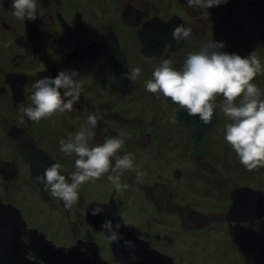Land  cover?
Returning a JSON list of instances; mask_svg holds the SVG:
<instances>
[{
	"label": "flooded vegetation",
	"instance_id": "1",
	"mask_svg": "<svg viewBox=\"0 0 264 264\" xmlns=\"http://www.w3.org/2000/svg\"><path fill=\"white\" fill-rule=\"evenodd\" d=\"M12 2L0 0V200L12 206L25 223L23 236L28 235L31 243L44 236L57 247H65L31 225L24 208L32 212L31 204L28 206L31 197L54 205V198L36 178L59 163L61 174L70 179L76 157L62 153L59 142L85 126L90 114L98 113L102 119L91 146L119 136L125 143L117 155L146 151L144 166L136 163L143 176L137 180L135 171H126L121 183L128 185L131 194L134 190L142 193L145 215L157 225L154 230H161H149L148 236L129 230L135 244L142 240L169 264H264V215L256 214L261 210V194L256 192L264 193L261 173L214 170V165L240 163L238 158L228 157L232 149L224 141L225 125L221 123L229 120L222 111L223 98L216 100L217 119L207 125L199 154L193 128L183 121L188 117L186 110L163 96L157 99L145 88L164 59L172 60L173 67L180 70L189 53L213 40L224 44L222 51L242 57L255 50L264 68V0H227L207 9L189 7L187 0H38L37 18L23 22L13 15ZM182 25L191 28V35L177 43L172 32ZM123 66L126 73L136 67L142 73L136 81L124 79L119 87L118 67ZM62 70L78 71L76 79L83 86L72 111L39 123L25 115L21 122L20 109L31 105L36 81L55 78ZM252 82L264 92V72ZM190 117L202 122L199 116ZM165 153H173L169 158L177 165L163 178V173H152L149 160L163 162ZM180 164L190 165L192 172L185 173ZM135 179L142 183L135 185ZM163 179L178 182L176 192ZM243 188L252 191L239 197V209L249 220H229L232 194ZM99 189L107 193L106 199L85 200ZM117 192L104 175L95 183L82 185L78 203L71 209L63 204V209L67 214L74 209L79 222L94 230L88 219L98 217L100 224L117 221ZM97 202L106 210L93 216ZM168 229L173 230L172 239L165 235ZM99 232L109 244V264H134L137 254L133 248H128V256L114 252L105 229ZM90 243L94 242L76 237L66 247L81 245L88 252L96 246ZM30 252V259L39 260ZM229 259L233 261L229 263Z\"/></svg>",
	"mask_w": 264,
	"mask_h": 264
},
{
	"label": "clouds",
	"instance_id": "2",
	"mask_svg": "<svg viewBox=\"0 0 264 264\" xmlns=\"http://www.w3.org/2000/svg\"><path fill=\"white\" fill-rule=\"evenodd\" d=\"M226 2L187 0L189 7L200 9ZM37 5L38 0H13L11 8L19 21H34L37 18ZM191 31L184 25L177 26L172 35L180 43L190 37ZM223 48L222 42H208L199 51L189 53L180 70L173 67L172 60L164 59L153 71L152 78L145 82V88L155 94L157 99L161 96L170 99L173 104L186 110L188 116H199L204 124L212 121L216 100L222 97V111L230 121L225 125L224 139L244 168L252 171L264 167V92L252 82L264 72V68L255 50L247 57H242L222 51ZM141 73L142 69L136 67L122 75L132 82ZM78 76L76 70H62L55 78L46 76L37 80L33 85L35 91L31 96V105L20 109L21 122L25 115L32 122L39 123L57 113L72 111L83 91L80 79H76ZM61 89H64L63 93ZM101 119L98 113L90 114L85 126H81L74 135L70 134L67 140H60V151L66 156L76 157L75 171L71 173L70 179L61 174L62 165L59 163L51 165L36 178L45 185V190L53 198L63 201L68 209L78 203L80 189L88 182L95 183L107 175L110 184L120 191L128 187L121 183L122 173L135 171L137 180L143 176L131 153L117 155L125 143L121 137H107L103 143L90 145ZM101 205L104 204L96 203L91 212L93 216L105 212L106 209ZM115 215L123 220V212L117 209ZM124 226L128 224H114L111 219L102 224V228L110 233L109 240L117 243L123 239L119 229ZM22 240L25 244L31 243L28 235L23 236ZM124 245L132 248L135 242L125 240ZM32 255L29 251V258ZM132 258L136 259L135 256Z\"/></svg>",
	"mask_w": 264,
	"mask_h": 264
},
{
	"label": "water",
	"instance_id": "3",
	"mask_svg": "<svg viewBox=\"0 0 264 264\" xmlns=\"http://www.w3.org/2000/svg\"><path fill=\"white\" fill-rule=\"evenodd\" d=\"M118 60L120 61L121 58L119 57ZM126 71L127 70L125 66L118 67L119 87L122 84L121 82L125 79L123 78L122 74L126 73ZM216 119L217 114L214 112L211 122ZM183 121L191 124L196 141V150L199 154H201L202 139L205 129L211 122L208 124H204L203 122L196 123L192 121L190 116L183 118ZM244 191L250 190L243 188L236 189L233 192L232 196L234 203L228 213L229 220H249L248 216H246L248 214H243V212L239 209L241 205L239 197ZM256 193L261 194V210L256 213L257 217H261L264 215V193ZM114 198L117 201L116 194ZM100 220H102V218ZM88 222L97 232H104L102 224L99 223L98 217L97 219H88ZM123 222H126L125 215L123 220L121 217H118L115 223H121L123 225ZM23 227H25V223L23 220H21L20 216H18L15 209L12 206L4 205L0 200V264H41V262L42 264H109L108 261H110V259L101 250L99 251V238H83V241H91L94 243L90 244L96 245L94 249L88 252L81 250V245H74L68 248L66 246L57 247L54 243L48 241L44 236L34 239L31 245H27L22 240ZM36 227L40 228L39 225H36ZM129 230L140 236L139 230L137 229L129 228L127 226L121 227L119 232L123 239H121L118 243L111 242L114 252H121L128 256L127 253L129 250L125 247L124 241H133ZM43 233H45L49 239L53 240L49 232ZM105 233L107 237L110 236V233H108L106 230ZM53 242L59 246H64L55 240H53ZM146 246L147 245L143 244V241L140 240L135 244L134 247H132L134 252L137 254V260L134 262V264H169L168 262L165 263L166 261L161 258V253H158L157 251ZM29 251L34 252L38 256L39 260L30 259L28 257Z\"/></svg>",
	"mask_w": 264,
	"mask_h": 264
},
{
	"label": "rangeland",
	"instance_id": "4",
	"mask_svg": "<svg viewBox=\"0 0 264 264\" xmlns=\"http://www.w3.org/2000/svg\"><path fill=\"white\" fill-rule=\"evenodd\" d=\"M230 121H228L229 123ZM226 125V123H221ZM225 141V139H224ZM221 145V143L219 144ZM216 148V144H214ZM218 146V145H217ZM145 150H134V158H135V164L137 163L140 168H142L145 164L143 163L146 160L145 157ZM173 155V153L164 155L163 162L156 163L155 160L150 159L149 165L152 167V173H163L165 174L163 178L168 177L167 174L170 172V169L173 167H176L177 164H175V161L173 158H169ZM229 158L237 159L236 154L231 150L230 154L228 155ZM144 159V160H142ZM182 166L185 173L192 172L191 166L187 164H180ZM139 168V169H140ZM214 170L218 173H233V174H239V173H255L258 172L261 173L260 180L264 181V167H260L257 169H254L252 171H248L244 168V166L241 163H230L227 162L226 164H218L214 165ZM141 171V169H140ZM162 181L167 182L169 185V190L172 189L174 192H176V189H178V182L174 181L173 179H163ZM136 182L142 183V180L137 181L135 179L134 183ZM107 193H104L102 189L97 190L96 192H92L91 195L86 196L85 200H104L107 198ZM117 198V204H118V210L123 212L126 216V222L128 224L127 227L137 229L139 230L140 236H148L149 230H152L155 233H160V228L158 227V230H154L157 225L151 222L150 218H147L144 211L146 210V205L143 202L142 193L140 191L137 192V190H134V192L131 194L129 192V189H123L116 193ZM11 201H13V198H10ZM54 205L51 206L49 204L40 203L38 198L31 197L29 198V204H31V210L32 212L29 213L26 208V216H28L29 223L33 226L39 225L40 229H42L43 232H49L51 234V238L59 243H61L64 246L69 245L72 243L76 237L83 240V238H99V245L100 250L110 259L109 256V244L106 238L104 236H101L100 232H97L96 230H91L90 227L87 224H84L82 222H79L78 216L75 213V210L73 209L72 212L67 214L64 211L63 202L61 203V200L54 198ZM171 229H168L165 232V235L168 239L170 238ZM264 240V238H263ZM230 258H233L232 254L233 251L230 250ZM262 257L264 259V243L262 244ZM236 262L242 263V259H238V257H235ZM229 263H231L233 260L229 259ZM113 264V263H112Z\"/></svg>",
	"mask_w": 264,
	"mask_h": 264
}]
</instances>
